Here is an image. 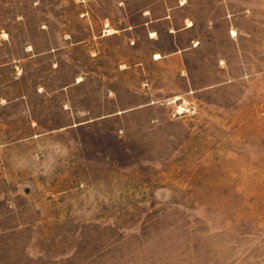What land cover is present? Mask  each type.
<instances>
[{
	"label": "rangeland",
	"instance_id": "obj_1",
	"mask_svg": "<svg viewBox=\"0 0 264 264\" xmlns=\"http://www.w3.org/2000/svg\"><path fill=\"white\" fill-rule=\"evenodd\" d=\"M175 1L0 0V264H264V0Z\"/></svg>",
	"mask_w": 264,
	"mask_h": 264
},
{
	"label": "crops",
	"instance_id": "obj_2",
	"mask_svg": "<svg viewBox=\"0 0 264 264\" xmlns=\"http://www.w3.org/2000/svg\"><path fill=\"white\" fill-rule=\"evenodd\" d=\"M165 1H166L167 5H170V7H171V4H172V3H176L175 0H165ZM188 1H192V0H187V1H186V0H182V2L180 1V2H181L180 5H179L180 7H179V6H177V7L182 8V7L186 6L185 4H186V2H187V4H188ZM200 7H201V8H204L203 6H199V8H200ZM191 8H192V6H191ZM117 10H118L119 12L122 11V9H121V5H120V4H119V7H118ZM176 10H178V9H176L175 7H172V10H171V12H172V13H171V16H173V17H174V15L176 16V14H177V12H178V11H176ZM143 14H144V16H147V15L150 14V13H149L148 11H145ZM166 16H167V15H165L164 17H166ZM190 19H192V16H190ZM189 22H190V23H189L186 27H184L183 30H185V31H193L192 28L195 26V23H196V22L193 23V24H192V20H189ZM193 22H194V21H193ZM174 41H175L176 43L178 42L177 39L174 40ZM198 42H199L198 45H200V44H201V41H200V40H195V41H194V43H198ZM179 51H181L180 48H179L178 50L174 51V52L172 53V55H173V56H177L178 53H179ZM182 52H183V51H182ZM161 58H162V57H161ZM161 58H160V59H161ZM160 59H159V60H160ZM155 60H156V59H155Z\"/></svg>",
	"mask_w": 264,
	"mask_h": 264
},
{
	"label": "bare ground",
	"instance_id": "obj_3",
	"mask_svg": "<svg viewBox=\"0 0 264 264\" xmlns=\"http://www.w3.org/2000/svg\"><path fill=\"white\" fill-rule=\"evenodd\" d=\"M110 32V31H109Z\"/></svg>",
	"mask_w": 264,
	"mask_h": 264
}]
</instances>
